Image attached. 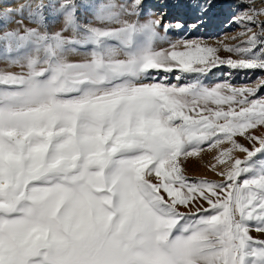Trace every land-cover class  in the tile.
Segmentation results:
<instances>
[{
    "label": "snow or ice",
    "instance_id": "6c2138e0",
    "mask_svg": "<svg viewBox=\"0 0 264 264\" xmlns=\"http://www.w3.org/2000/svg\"><path fill=\"white\" fill-rule=\"evenodd\" d=\"M235 6L231 44L186 35L212 0L7 9L0 264H264V76L212 80L264 73V0ZM192 160L219 179L189 178Z\"/></svg>",
    "mask_w": 264,
    "mask_h": 264
},
{
    "label": "rangeland",
    "instance_id": "374dc122",
    "mask_svg": "<svg viewBox=\"0 0 264 264\" xmlns=\"http://www.w3.org/2000/svg\"><path fill=\"white\" fill-rule=\"evenodd\" d=\"M23 2V0H0V31L5 30V25L3 21V14L7 12V9L11 7L12 9H16L19 7V4ZM38 2V0H37ZM45 4L49 3V0H43ZM146 3L153 9H157L158 6L162 3V0H146ZM236 0H212V7L209 10V13L206 18V23L201 27L198 33L188 32L186 35L191 38L192 36L199 35L205 38H222L225 39L226 43H238V41H234L231 38L236 36L240 31L236 25L230 24L229 19L236 11L235 6ZM10 4V5H9ZM257 7H260L257 4ZM171 14L167 17L168 20H174L176 18L175 10H169ZM80 18L84 19L88 12L86 9L81 8L79 10ZM47 17V27L49 31H56L62 26V17H59L54 14L52 10H47L45 12ZM11 19L13 21L19 19L17 16H12ZM185 23L189 22L191 19L190 11L183 16ZM27 22V21H26ZM34 26V25H33ZM15 24H8L7 29L14 28ZM180 33L175 29L172 30L171 38L177 39L179 38ZM221 55L227 57L229 54L221 52ZM235 58V57H233ZM0 71H11L18 72L19 68L11 67L6 62L0 61ZM228 70L226 68H220L215 70L214 75L212 76L213 81H221L223 79H231L233 83L236 85H246L255 81L257 76H264V73L254 72V73H242L237 72L233 73L232 76L228 77L226 73ZM260 95H264V91L259 93ZM209 156H205L204 160H209ZM189 178L191 179H200V178H208L211 180H218L219 178L212 174L204 167L203 162H199L196 160H192L187 165V173ZM257 239H264V234L252 233Z\"/></svg>",
    "mask_w": 264,
    "mask_h": 264
},
{
    "label": "bare ground",
    "instance_id": "6f19581e",
    "mask_svg": "<svg viewBox=\"0 0 264 264\" xmlns=\"http://www.w3.org/2000/svg\"><path fill=\"white\" fill-rule=\"evenodd\" d=\"M10 5V4H9Z\"/></svg>",
    "mask_w": 264,
    "mask_h": 264
}]
</instances>
